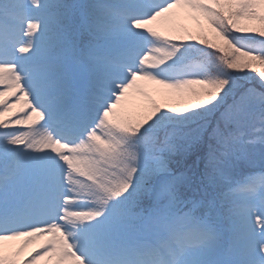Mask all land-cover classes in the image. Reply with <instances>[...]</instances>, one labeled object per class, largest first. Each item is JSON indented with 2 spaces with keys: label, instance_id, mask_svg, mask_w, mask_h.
<instances>
[{
  "label": "snow or ice",
  "instance_id": "1",
  "mask_svg": "<svg viewBox=\"0 0 264 264\" xmlns=\"http://www.w3.org/2000/svg\"><path fill=\"white\" fill-rule=\"evenodd\" d=\"M178 6L219 42L154 27ZM139 82L177 96L121 117ZM4 241L41 243L0 264H264V0H0Z\"/></svg>",
  "mask_w": 264,
  "mask_h": 264
},
{
  "label": "rangeland",
  "instance_id": "2",
  "mask_svg": "<svg viewBox=\"0 0 264 264\" xmlns=\"http://www.w3.org/2000/svg\"><path fill=\"white\" fill-rule=\"evenodd\" d=\"M154 27L161 31L162 34L169 36L197 35L201 38H207L210 42H219L216 34L208 28L202 17L185 6H178L164 17L159 18L155 22ZM139 86L143 91L137 89L130 90L124 101H122L121 109L118 110L121 117L135 118L145 109L150 101L155 100L156 102H162L165 99L177 96L173 90H164L159 85L139 82ZM173 102H176L175 99H173ZM20 107H22V105H17V108ZM9 115H11V113L6 114L5 118ZM20 243L21 241H4L2 246H0V254L19 262L41 242L38 241L36 244L25 249L23 253L17 255ZM40 264H45V262L41 261Z\"/></svg>",
  "mask_w": 264,
  "mask_h": 264
}]
</instances>
